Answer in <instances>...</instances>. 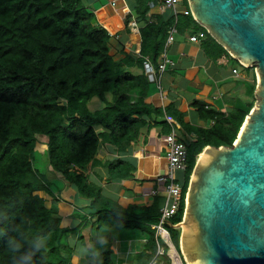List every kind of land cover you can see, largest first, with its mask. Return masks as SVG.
<instances>
[{"label": "trees", "instance_id": "obj_1", "mask_svg": "<svg viewBox=\"0 0 264 264\" xmlns=\"http://www.w3.org/2000/svg\"><path fill=\"white\" fill-rule=\"evenodd\" d=\"M83 2L0 0V264H17L20 254L30 250L33 237L44 240L46 246L33 255L32 264H70L72 251L63 240L72 230L62 229L57 211L48 208L46 199L39 195L53 190L49 173L62 174L88 201L81 218H95L98 231L142 229L155 245V228L150 225L159 220L156 205L125 209L92 181L90 172L98 163L102 144L126 153L151 119L165 114L173 118V114L169 107L162 109L145 101L154 84L144 73L133 75L122 68L123 62L114 61L111 33ZM151 2L155 1L129 2L143 23L141 65L145 57L154 65L159 63L176 18L178 31H194L199 26L219 55L228 53L191 13L173 15L169 9L164 15L150 16ZM182 4L189 8L188 0ZM255 89L256 81L249 90L254 93ZM108 94L112 96L110 103L90 111L88 104L94 97L106 99ZM193 104L201 118L213 124L196 127L194 138L186 142L187 168L178 178L183 185L182 200L166 224L178 249L181 228L176 225L183 221L186 194L199 155L207 146H232L254 107L252 101L224 114ZM176 113L177 121L184 124V114ZM98 126L104 131H97ZM42 142L46 146L43 152L37 148ZM103 167L110 180L127 179L136 169L131 160L121 158L107 161ZM101 236L106 243L101 246L98 262L114 264L109 235L101 232ZM13 242L21 245L16 255L12 253Z\"/></svg>", "mask_w": 264, "mask_h": 264}, {"label": "crops", "instance_id": "obj_2", "mask_svg": "<svg viewBox=\"0 0 264 264\" xmlns=\"http://www.w3.org/2000/svg\"><path fill=\"white\" fill-rule=\"evenodd\" d=\"M129 2L130 0H84L83 3L95 13L98 23L111 33L110 54L114 61L123 62L122 68L125 71L140 75L144 73L143 65L139 62L143 23L137 20ZM168 11L169 9H165L157 2L150 8L149 15L160 16ZM127 18L128 22L135 19L137 27L132 28L129 23L126 25ZM194 28V31L192 29L178 31L174 42L167 50L171 62L163 74L162 89L159 91L154 84L145 100L158 108L169 107L173 118L165 114L162 117L158 116L157 120L151 119L126 153L120 154L112 145L102 144L96 158L98 163L90 172L92 181L125 209L132 206L149 208L156 205L160 212L164 204V187L156 181L155 176L166 168L165 136L171 132L167 130L174 129L181 140L188 142L194 138L196 127H209L213 124L212 120L206 121L201 118L198 108L193 103L205 105L206 108H213L224 114L252 101L255 105V92L251 93L249 90L255 81L257 85L255 71L243 67L228 51L224 55H219V51L208 40L206 33L201 31L199 26ZM192 36H196L197 40L192 41L190 39ZM161 60L162 57L159 63ZM111 98V94H108L106 99L94 97L88 107L92 112L101 110L111 102ZM176 112L184 114V124L177 121ZM165 120L168 125L161 124ZM97 131H104V128L98 126ZM42 141L45 142V138ZM44 142L37 146V148L43 146V149H40L42 152L46 147ZM118 158L131 160L136 169L127 179L110 180L103 163ZM178 175L179 178L182 173ZM49 176L53 180L51 194L39 192V195L46 199L48 208L57 211L62 229L72 230L63 240L72 251L70 264H100L97 258H80L77 249L101 242L103 238L101 232L109 235L114 264L150 263L156 252L155 235L153 247L152 243H149L150 235L142 229L113 227L98 231L97 225L94 224L95 218L89 216L86 220L81 218L84 216L82 209L88 206V201L64 179L62 174L49 173ZM154 225L150 226L154 228Z\"/></svg>", "mask_w": 264, "mask_h": 264}, {"label": "water", "instance_id": "obj_3", "mask_svg": "<svg viewBox=\"0 0 264 264\" xmlns=\"http://www.w3.org/2000/svg\"><path fill=\"white\" fill-rule=\"evenodd\" d=\"M194 19L243 67L256 102L232 146H207L186 194L187 264H264V0H188Z\"/></svg>", "mask_w": 264, "mask_h": 264}, {"label": "built area", "instance_id": "obj_4", "mask_svg": "<svg viewBox=\"0 0 264 264\" xmlns=\"http://www.w3.org/2000/svg\"><path fill=\"white\" fill-rule=\"evenodd\" d=\"M151 6L153 7L159 2L165 9H170L174 15L179 13L188 15L191 13L190 8L183 6V0H153ZM175 24L171 26L168 38L165 43L164 52L161 62L155 67L148 57L144 58V73L148 80L155 84L156 88L161 91L162 77L166 71L168 63L171 61L167 56L169 46L174 42L175 36L178 33L176 26L177 18L174 20ZM132 28L137 27V21L133 19L130 21ZM192 41H196L197 37H190ZM234 72H237L234 70ZM166 144V168L163 172L157 173L155 179L158 183L163 185L164 204L160 210L158 222L155 224V241L156 252L149 264H187L181 253L172 241L171 233L166 227L169 220L176 215L183 195V185L178 180V172H184L187 168V143L181 140L176 131L171 129V132L165 136Z\"/></svg>", "mask_w": 264, "mask_h": 264}, {"label": "clouds", "instance_id": "obj_5", "mask_svg": "<svg viewBox=\"0 0 264 264\" xmlns=\"http://www.w3.org/2000/svg\"><path fill=\"white\" fill-rule=\"evenodd\" d=\"M30 250L26 253L20 254V259L17 264H32V257L38 251H43L45 249V241L40 239L39 237H33V239L29 242ZM106 243L105 239H101V244H91L86 246H81V248L77 249V255L80 258H99L101 246ZM21 245L13 242L12 244V253L16 255L19 253Z\"/></svg>", "mask_w": 264, "mask_h": 264}, {"label": "rangeland", "instance_id": "obj_6", "mask_svg": "<svg viewBox=\"0 0 264 264\" xmlns=\"http://www.w3.org/2000/svg\"><path fill=\"white\" fill-rule=\"evenodd\" d=\"M171 12H172V11H171ZM181 20H182V18H181ZM251 68H252V69L255 71V73H256V68H255V66H253V67H251ZM39 147H40L39 149H41V150L43 149V146H39ZM44 150H45V149H44ZM179 173H182V172H178V174H179ZM178 174H177V175H178ZM178 176H179V175H178Z\"/></svg>", "mask_w": 264, "mask_h": 264}]
</instances>
